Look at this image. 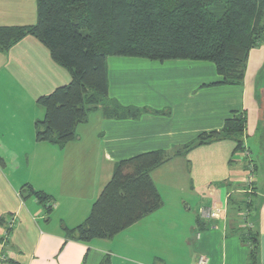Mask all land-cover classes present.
<instances>
[{
  "label": "crops",
  "instance_id": "crops-1",
  "mask_svg": "<svg viewBox=\"0 0 264 264\" xmlns=\"http://www.w3.org/2000/svg\"><path fill=\"white\" fill-rule=\"evenodd\" d=\"M36 21V0H0V26ZM107 78L108 98L77 125L76 139L62 147L37 141L34 125L45 113L38 98L71 76L33 36L0 51V253L13 261L0 264H99L104 257L109 264H200L201 257L204 264H251L240 239L248 227L257 236L253 264H264V41L249 51L236 85L211 84L222 80L212 62L184 59L109 56ZM127 107L157 113L133 118ZM234 112L245 116L248 158L234 152L233 139L174 155L151 172L163 199L158 210L111 239L65 238L63 226L84 221L117 162L157 150L173 154L198 134L221 129ZM23 186L49 202L23 197ZM240 200L244 210L237 213ZM225 204L220 218L203 217ZM12 215L16 222L4 242Z\"/></svg>",
  "mask_w": 264,
  "mask_h": 264
},
{
  "label": "trees",
  "instance_id": "trees-1",
  "mask_svg": "<svg viewBox=\"0 0 264 264\" xmlns=\"http://www.w3.org/2000/svg\"><path fill=\"white\" fill-rule=\"evenodd\" d=\"M36 3L35 24L0 26V51H7L30 35L48 49L53 61L69 72L68 84L38 98L45 113L34 125L37 141L61 147L77 138V125L85 122L88 114L108 98L109 56L209 61L222 77L211 84L236 85L242 82L249 51L264 41V0H36ZM112 104L119 107L116 102ZM124 111L133 118L142 111L157 113L134 107ZM244 128L245 116L234 112L221 129L198 134L173 154L157 150L117 162L84 221L72 228L63 226L65 238L81 242L113 238L163 205L151 177L155 168L174 155L220 139H233L234 152L242 154ZM23 192L43 206L49 202L46 194L30 186H23L24 197ZM235 205L237 213L244 210L242 200ZM240 239L249 246V260L253 264L257 254L256 234L248 227L240 233ZM6 262L13 263L9 259ZM99 264H109L108 259L104 257Z\"/></svg>",
  "mask_w": 264,
  "mask_h": 264
},
{
  "label": "built area",
  "instance_id": "built-area-1",
  "mask_svg": "<svg viewBox=\"0 0 264 264\" xmlns=\"http://www.w3.org/2000/svg\"><path fill=\"white\" fill-rule=\"evenodd\" d=\"M242 154L248 158V155L249 153L246 151V148L244 147V151L242 152ZM248 162H251V161H248ZM249 166V178L252 179V172H253V166L249 163L247 164ZM251 182V180L249 181V183ZM226 212V204L223 205V206H211L209 208H207L205 211H204V215L203 217L208 219V220H216L218 218H220V216ZM246 213L243 211L242 212V217H246L245 215ZM15 222H16V218L15 216H9L7 218V220L5 221V224H4V231H3V234H2V238H3V241L5 242L7 239H9L10 237V231L11 229L14 227L15 225ZM8 255H6L5 253H0V261H8ZM204 258H200L199 259V263L200 264H204Z\"/></svg>",
  "mask_w": 264,
  "mask_h": 264
},
{
  "label": "rangeland",
  "instance_id": "rangeland-1",
  "mask_svg": "<svg viewBox=\"0 0 264 264\" xmlns=\"http://www.w3.org/2000/svg\"><path fill=\"white\" fill-rule=\"evenodd\" d=\"M185 194L190 195V196L194 195L192 193L191 194L188 193V191ZM189 203H191V213L193 214L195 212V210L197 209V206L199 205V202H198V200H194V201H190Z\"/></svg>",
  "mask_w": 264,
  "mask_h": 264
}]
</instances>
